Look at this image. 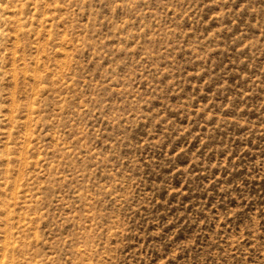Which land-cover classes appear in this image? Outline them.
Returning a JSON list of instances; mask_svg holds the SVG:
<instances>
[{
	"label": "rangeland",
	"instance_id": "obj_1",
	"mask_svg": "<svg viewBox=\"0 0 264 264\" xmlns=\"http://www.w3.org/2000/svg\"><path fill=\"white\" fill-rule=\"evenodd\" d=\"M0 264H264V0H0Z\"/></svg>",
	"mask_w": 264,
	"mask_h": 264
}]
</instances>
